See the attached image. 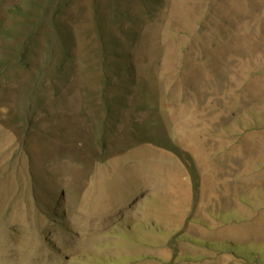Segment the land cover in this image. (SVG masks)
<instances>
[{
    "label": "rangeland",
    "instance_id": "374dc122",
    "mask_svg": "<svg viewBox=\"0 0 264 264\" xmlns=\"http://www.w3.org/2000/svg\"><path fill=\"white\" fill-rule=\"evenodd\" d=\"M0 264H264V0H0Z\"/></svg>",
    "mask_w": 264,
    "mask_h": 264
}]
</instances>
